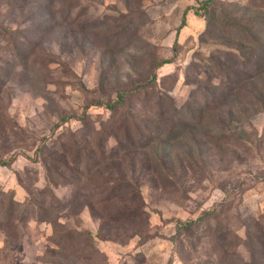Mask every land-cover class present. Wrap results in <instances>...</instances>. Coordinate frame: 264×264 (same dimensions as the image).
<instances>
[{
  "label": "rangeland",
  "instance_id": "374dc122",
  "mask_svg": "<svg viewBox=\"0 0 264 264\" xmlns=\"http://www.w3.org/2000/svg\"><path fill=\"white\" fill-rule=\"evenodd\" d=\"M62 1L0 0V161L15 157L0 166V190L20 208L44 197L45 206L57 210L51 224L29 218L0 226V264H217L212 252L221 233L233 244L244 240L250 219L264 225V72L258 69L264 56L250 57V65L232 56L235 77L215 70L211 53L238 52L200 38L205 21L196 11L204 0H71L77 2L68 16L72 28L46 14L49 2L57 11ZM218 1L232 5L238 20H264V0ZM260 43L264 54V34ZM119 96L124 104L115 112L96 104L116 103ZM171 113L189 122L165 126L159 138L173 188L169 180L160 184L153 174L123 168L122 177L141 185L147 224L141 230L121 225L124 235L138 234L129 240L102 239L101 221L81 201L69 205L73 188L49 186L36 149L62 117L72 119L57 132L75 133L80 141L87 131L107 128L110 117L118 127L131 114L154 126ZM116 147L114 137L105 143L107 152ZM150 155L140 157L148 162ZM3 200L0 195V222ZM210 212L213 219L184 231L187 222ZM209 226L216 238H201ZM69 231L71 245L78 244L76 235L91 236L90 246L81 245L86 258L59 247ZM93 246L98 259L88 252Z\"/></svg>",
  "mask_w": 264,
  "mask_h": 264
},
{
  "label": "trees",
  "instance_id": "16d2710c",
  "mask_svg": "<svg viewBox=\"0 0 264 264\" xmlns=\"http://www.w3.org/2000/svg\"><path fill=\"white\" fill-rule=\"evenodd\" d=\"M76 3V1L63 0L60 8L57 11H53L54 3L49 2L46 5V14L51 20H53L54 15L58 16L65 24L62 23L64 26H66L65 22H67L72 28L75 22L72 19L68 21V16L71 15ZM199 10L201 17L205 21V29L200 38L204 42L223 43L227 46H233L232 48L238 52L236 54L216 50L211 53L208 59L215 70L230 76L238 65V63L233 64L230 59L232 56L238 60L242 58L243 60L240 61H243L244 65H250V57L260 60L264 56L261 50L263 44L260 43L264 34V20L260 19L261 22L257 24V20H251L250 17H245V15H243L241 20H238L232 17V14L235 13L232 10V5L221 4L218 0H204L196 12H199ZM215 54L217 56L220 54L218 58L223 57V62L216 61L218 58ZM228 63L231 65H228ZM258 69L261 73L264 72V64H259ZM249 77L245 75V78L248 79ZM137 91L144 92L145 89L141 88ZM146 95L147 93H145L144 98H146ZM144 100L146 101L147 99ZM96 104L115 112L121 104H124V99L119 96V100L116 103L103 104V102H98ZM188 114L191 116L196 115L194 110L189 111ZM162 115L163 117L159 121H154L156 123L154 126L148 125L146 118L134 119L135 115L131 114L127 118L129 121L125 126L118 127L116 124L118 121L110 117L107 120V128L100 127L102 133L99 131H93L92 133L87 131L83 136L85 138L80 141H78L75 133L57 132V129L62 124L64 125L72 119L71 117H62L60 119L62 124L53 129L50 136L45 138L35 151L38 154L39 162L46 168L49 186H71L73 195L69 205H75L81 201L83 206L89 209L92 216L101 221L100 232H106V236L102 237L104 240L117 241L119 238L129 240L138 234L133 233L132 237L124 235V231L120 230L121 225H133L141 230L147 224L146 214L142 210L143 203L139 191L141 185L134 177H132L131 181L122 177L121 170L123 168L128 169L130 167L132 173L144 171L147 174H153L156 181L160 184H163L160 181L162 179L169 180L167 186L170 184L173 188L171 183L172 176L169 171L170 166L165 160L168 153L161 148L162 156H160L159 138L165 126H171L172 128L175 124L186 126L189 122L182 118L176 119L177 114L174 113L167 114L165 117L164 114ZM120 123H122V120ZM123 129L125 131L119 137L118 131ZM111 137H114L117 141V147L113 151L107 152L105 143ZM89 139L96 140H94L93 144H89ZM152 146L155 147L152 148ZM150 150L152 155L146 162L140 155L145 151L150 152ZM14 160L15 157H11L9 161H0V166H8ZM102 175L104 176L101 178ZM185 176L186 169L182 167V177ZM99 178L101 180H98ZM18 183L21 185L22 181L18 180ZM24 189L28 193L27 188L24 187ZM92 191H100L101 194L96 196L95 194L97 193H90ZM106 192L108 194L104 195ZM0 195L5 199V201H2L4 220L0 222L1 227H10L12 220L23 222L25 219L31 218L36 222L47 224H51L53 219L56 220L57 210H55V207L50 209V206H45L44 197L40 201H32L30 199V202L20 208L21 203H16L14 198L8 193L0 190ZM96 197H98L97 200ZM112 199L117 200V202H110ZM203 219L207 221L213 219V213H205L197 221L187 222L184 225V231L189 234L193 233L199 228ZM243 226L245 231L244 240L233 244L228 233H221V237L217 239L210 226L204 231L201 238L208 240L213 236L216 238L214 241L215 247H213L214 252L212 253L217 257V264H264V225L261 226L257 220L250 219V222L243 224ZM71 234L74 235L70 231L66 233L63 243L62 239H60L59 245H62L59 247L62 250H69L71 254H76V258H86V247L83 248L81 245L87 243V247L88 245L90 246L91 236L87 235L85 237L87 242H85L83 236L80 239V236L76 235L75 238L77 237L78 244L71 245ZM112 235L116 238H111ZM75 238L72 239V242H74ZM225 240L230 241V245L225 243ZM91 248L92 250L88 251L92 254L90 257L93 256V259H98L100 253L94 246Z\"/></svg>",
  "mask_w": 264,
  "mask_h": 264
}]
</instances>
